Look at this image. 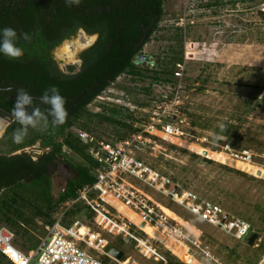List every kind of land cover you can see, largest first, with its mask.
<instances>
[{"label": "rangeland", "instance_id": "1", "mask_svg": "<svg viewBox=\"0 0 264 264\" xmlns=\"http://www.w3.org/2000/svg\"><path fill=\"white\" fill-rule=\"evenodd\" d=\"M163 2L162 20L141 54L148 57V62H168L181 54L186 58L181 92L187 118V124L181 126L185 136L176 139L155 137L158 145L156 150L137 151L136 154L148 165L167 175L179 186V192L186 190L217 203L228 214L250 223L257 239L248 246L247 238L233 239L139 184L154 201L167 208L164 210L167 214L171 210L179 218L173 216L187 235L188 240H184V243L188 256L185 257L181 246L171 239L162 238L152 228H146V231L152 236L153 246L166 258V264H260L264 257V0ZM94 40L79 30L72 38L58 45L57 51L67 45L69 55L74 57L78 50ZM61 57L62 63L55 61L59 70L66 72L68 66H76L77 70L78 60H68L66 55ZM143 61L145 64L146 61ZM148 70H151L150 66ZM148 75L151 76V73ZM148 85L153 95L170 94L172 91L171 86L151 83L148 78L131 82L128 76H120L108 87L109 92L104 97L122 92L128 95L132 104L145 103L152 96L145 92ZM106 103L114 104L107 99L94 100L88 105V110L100 112L99 105ZM115 105L122 106L118 103ZM143 116V120L148 117L146 114ZM46 129H29L26 139ZM69 130L76 132L83 129L75 123ZM93 132L96 136L110 140L125 135L124 130L117 129L113 124H101ZM219 132L226 135L218 137ZM226 146L234 154L241 150L249 151L253 154V163L245 164L232 158L224 150ZM8 147L0 144V152H5ZM49 151V148H41L36 143L14 154L24 152L37 161ZM61 152L66 157L56 159L53 168L46 166L56 190L76 176L68 160L74 164H88L65 148ZM26 197L29 199V194ZM39 198L38 204L42 203V195ZM76 207L81 212H67L64 224L70 226L79 221L88 229L87 234L85 228L79 229L81 235L86 234L85 243L80 246L92 256L105 264H116L113 261L116 259L109 255L110 248L115 247L123 252L121 260L126 261V264H162L152 258L142 257L134 249L133 242L127 243L121 241L120 237L100 231L92 223L85 208ZM28 215L33 217L30 211ZM125 216L136 220L132 214ZM47 221H50V217L34 218L32 226L35 228L28 227L33 234V241L44 239ZM140 234L144 236V233ZM26 238L25 235L17 237L16 245L20 249V244L29 245Z\"/></svg>", "mask_w": 264, "mask_h": 264}, {"label": "trees", "instance_id": "2", "mask_svg": "<svg viewBox=\"0 0 264 264\" xmlns=\"http://www.w3.org/2000/svg\"><path fill=\"white\" fill-rule=\"evenodd\" d=\"M163 4V0H83L79 6H68L63 0H0V28L13 27L33 33L31 43L19 42L25 48L22 57L10 60L0 55V114H9L18 88L26 89L35 98L34 105L45 110L47 106L40 104L39 97L53 85L65 97L69 112L63 125L49 124L46 131L32 134L21 145L13 144L10 139L18 123H12L5 138L0 140V144L9 146L0 152V225L14 233V246L21 252L26 249L23 253L28 254L36 250L42 241H33L28 228H35L32 226L35 217H50L46 223L52 224L58 204L74 198L77 188L94 181L96 165L88 156L87 146L69 129L78 123L81 129L94 134L97 126L113 124L125 131V135H118L114 140L137 131L127 108L106 103L99 105L100 112H90L88 105L120 76H128L131 82L148 78L151 83H174L173 71L175 64L183 60L181 53L168 62L155 60L143 64L138 59L162 20ZM80 29L88 35L97 34V39L80 54L77 70L76 66H68L62 72L52 58V50ZM9 87L13 91H7ZM145 92L153 94L149 85ZM225 135L218 133V137ZM36 143L50 149L37 161H32L24 152L14 154ZM63 148L88 164L68 160L76 176L56 190L46 166L53 168L56 159L66 157L61 152ZM41 195L42 203L38 204ZM29 211L33 217L28 215ZM80 212L78 207L69 211ZM19 235H25L29 243L20 244L22 249L16 245ZM0 264L10 263L0 255Z\"/></svg>", "mask_w": 264, "mask_h": 264}, {"label": "built area", "instance_id": "3", "mask_svg": "<svg viewBox=\"0 0 264 264\" xmlns=\"http://www.w3.org/2000/svg\"><path fill=\"white\" fill-rule=\"evenodd\" d=\"M186 63V58L183 57L182 61L175 64L172 85L161 84L169 88L171 86L170 94H152L147 102L136 104H132L128 95L122 92L113 94L112 97H104L109 88L96 97L95 100L107 99L127 108L137 131L121 140H105L85 130L73 132L87 146L88 156L96 165L93 183L77 188L74 198L58 204L52 216L53 223L46 226V236L36 250L28 254L14 246V233L0 225L1 256L10 264H105L80 246L85 243L84 238L88 233L86 227L79 221L70 226L63 224L67 212L81 206L91 215L92 223L100 231L112 237H120L121 240L128 238L133 242L134 249L144 258L166 264V258L153 246L152 236L147 233L146 228H152L162 238L171 239L173 243L181 246L187 257L188 249L184 240L188 239L179 218L171 210L167 214L164 211L167 208L154 201L139 184L233 239L245 240L254 232L250 223L228 214L219 204L186 190L179 192V186L167 175L148 165L136 154L137 151L156 150L158 145L155 137L176 139L185 136L181 126L187 124V118L181 92ZM144 114L148 115L146 120L142 119ZM129 122L128 120L127 123ZM224 150L232 158L245 164L253 163V154L247 150L235 154L230 152L228 146ZM126 214H132L136 220H130ZM80 227L86 229V234H80ZM113 261L116 264H126L122 260Z\"/></svg>", "mask_w": 264, "mask_h": 264}, {"label": "clouds", "instance_id": "4", "mask_svg": "<svg viewBox=\"0 0 264 264\" xmlns=\"http://www.w3.org/2000/svg\"><path fill=\"white\" fill-rule=\"evenodd\" d=\"M63 2L68 6H79L83 0H63ZM21 40L26 44L31 43L33 33L18 31L13 27L0 28V55L10 60L22 57L25 48L20 46ZM52 58L57 63H62V57L55 48L52 50ZM7 91L11 92L13 89L9 87ZM15 92V100L9 114L0 115V139L5 138L12 123H18L20 127L12 131L11 142L21 145L25 142L29 129L48 127L49 124L60 126L66 122L69 115L66 99L55 85L47 88L39 97L40 104L47 106L43 111L34 105L35 98L26 89L18 88Z\"/></svg>", "mask_w": 264, "mask_h": 264}, {"label": "water", "instance_id": "5", "mask_svg": "<svg viewBox=\"0 0 264 264\" xmlns=\"http://www.w3.org/2000/svg\"><path fill=\"white\" fill-rule=\"evenodd\" d=\"M81 31L84 32L83 30H81ZM84 34H85L86 36H91V38L95 39L94 42H95L96 39H97V35H96V34H95V35H88V34L85 33V32H84ZM71 38H72V37H71ZM65 41H66V40H65ZM94 42H92L90 45L86 46L85 48H83V49H81V50H78L79 52L76 54V56H74V59H73V60H78V61L80 62V54H81L83 51H85L86 49H88V48H89ZM55 49H57V47H55ZM138 59H139V60H145V61L147 62L148 57L145 56V55L140 54V55L138 56ZM172 119H174V117H172ZM16 154H19V153H16ZM174 190H175V188H174ZM256 239H257V234H256V233L251 234V235L247 238V240H246L247 245H248V246H251V245L253 244V242H254ZM123 241H124V242H127V243L130 242V240H129L128 238H124ZM109 255H110L111 257H113L114 259H116V260H121V258L123 257V252L120 251L119 249L115 248V247H111L110 250H109Z\"/></svg>", "mask_w": 264, "mask_h": 264}, {"label": "bare ground", "instance_id": "6", "mask_svg": "<svg viewBox=\"0 0 264 264\" xmlns=\"http://www.w3.org/2000/svg\"><path fill=\"white\" fill-rule=\"evenodd\" d=\"M92 40H93V38H92ZM68 50V48H67V45H63L61 48H59L58 49V53L62 56V55H66V56H68V60H72L73 61V59H74V57L71 55H69V52L67 51ZM260 264H264V257H263V259H262V261L260 262Z\"/></svg>", "mask_w": 264, "mask_h": 264}, {"label": "flooded vegetation", "instance_id": "7", "mask_svg": "<svg viewBox=\"0 0 264 264\" xmlns=\"http://www.w3.org/2000/svg\"><path fill=\"white\" fill-rule=\"evenodd\" d=\"M80 30H82V29H80ZM95 35V34H94ZM97 35V34H96ZM98 36V35H97ZM147 62H148V60H147ZM32 160V159H31ZM32 161H34V160H32Z\"/></svg>", "mask_w": 264, "mask_h": 264}]
</instances>
